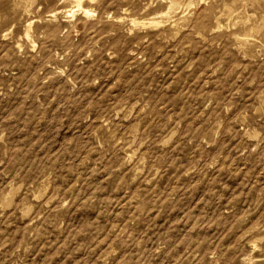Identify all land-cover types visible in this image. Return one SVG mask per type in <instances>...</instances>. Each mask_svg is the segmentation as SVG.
I'll use <instances>...</instances> for the list:
<instances>
[{"label":"rangeland","instance_id":"1","mask_svg":"<svg viewBox=\"0 0 264 264\" xmlns=\"http://www.w3.org/2000/svg\"><path fill=\"white\" fill-rule=\"evenodd\" d=\"M0 264H264V0H0Z\"/></svg>","mask_w":264,"mask_h":264}]
</instances>
